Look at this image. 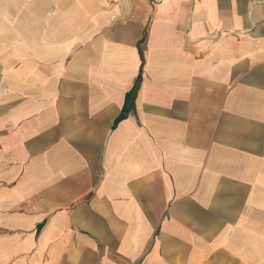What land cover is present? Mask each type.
Returning a JSON list of instances; mask_svg holds the SVG:
<instances>
[{"label": "crops", "instance_id": "obj_1", "mask_svg": "<svg viewBox=\"0 0 264 264\" xmlns=\"http://www.w3.org/2000/svg\"><path fill=\"white\" fill-rule=\"evenodd\" d=\"M0 264H264V0H0Z\"/></svg>", "mask_w": 264, "mask_h": 264}]
</instances>
